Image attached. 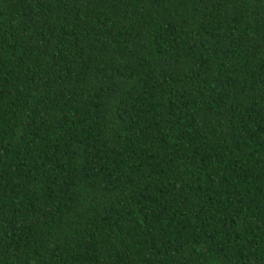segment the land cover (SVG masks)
I'll return each mask as SVG.
<instances>
[{"label": "trees", "instance_id": "obj_1", "mask_svg": "<svg viewBox=\"0 0 264 264\" xmlns=\"http://www.w3.org/2000/svg\"><path fill=\"white\" fill-rule=\"evenodd\" d=\"M0 264H264V0H0Z\"/></svg>", "mask_w": 264, "mask_h": 264}]
</instances>
